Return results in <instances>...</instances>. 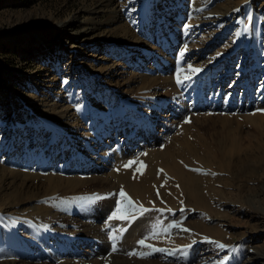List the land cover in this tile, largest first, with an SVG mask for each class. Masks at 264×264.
I'll return each mask as SVG.
<instances>
[{
    "label": "rangeland",
    "instance_id": "374dc122",
    "mask_svg": "<svg viewBox=\"0 0 264 264\" xmlns=\"http://www.w3.org/2000/svg\"><path fill=\"white\" fill-rule=\"evenodd\" d=\"M161 1L162 0H137L132 3V0H0V108H4L6 111L0 113V121L4 118V115L10 117L11 115L15 116V114L20 115L23 113L24 115H28L31 113L32 118H34L32 121L33 126H27L25 128V130H27L25 139H28V148L35 150V147H33L35 142L31 143L30 140H35L37 135V139L39 140V120L44 114H52V111L49 110L48 104L50 105L53 102H58L59 104L62 103L65 106H69L75 114V117L79 118V122L82 126H88V124L91 123L89 128L92 134L94 136L96 135L97 138L98 136H101L99 138L102 141H100V147L103 149L102 151L104 154L120 148V145L124 143V140L127 143H132L130 147L135 149L132 156L122 161H114V168L113 170L108 171V173H110L109 175L123 178V180L129 184V181L130 183L131 181L134 182L136 178L138 179L143 173H146L147 177L142 180L144 181V179H148L150 187L155 184L156 189L154 191L156 193L160 190V188H158V186H160L163 190L166 187L177 188L178 190H181V195L184 194L181 183L180 186L175 178L165 173V177L157 179L158 174H154V172L158 171L161 174V164L169 162V159L166 158V156H162L160 153L166 151V149L173 144H176V148H172L175 153L177 148H179V141H188L193 147L206 150H199V154L194 153L195 155L191 156L192 163L180 159L182 162L188 163L186 165V170L192 171L203 178L206 177V173H209L212 177L214 176L216 178L215 184L217 187L222 186L224 191H229L230 188L225 189V179H232V176L229 175L230 170L226 171L225 168L230 166L231 168L236 169L235 165L237 163L245 164L247 167L250 166L254 169V174L256 176L250 180L244 181V183L242 182L245 185L247 184L246 186H249L246 187L244 195L250 198L256 197L259 201L257 203H261L264 207V186H262L264 180L262 179V176L260 177L264 172V148L259 147L262 144L264 145V131L260 132V130L257 129V125H245L242 122L243 124L240 128L241 132H239L238 126L240 123L237 124V120L243 121V119L237 118L238 115L235 114L234 111L227 112V110H222L220 108L221 101L209 99V96L206 98L204 97V92L208 85L207 76L211 74V71L215 67H218L221 64L223 65L222 72H225L228 66L231 67L230 74H233L231 77L232 81H235L236 77H239L242 79V82L244 79L245 82L243 83L247 86L250 84L245 78L251 75L256 81L255 84H257H254L255 87L254 85L253 87L256 90L261 87L262 82H264V10L260 11L259 8L261 7L260 5L264 3V0H245L249 1L252 5L253 15H259L258 18H255L256 21L251 22V26L255 27V34L250 33L246 25L242 24L240 20H235L233 14L230 13L225 14L221 20H218L217 17L210 16L211 20L208 23H205L206 25L204 24V22H206L204 17L206 18L207 13L213 12V9L220 8L223 5L234 7L236 5V0H167V3H164L163 5L164 12L160 10ZM123 4H125L124 7ZM112 8L118 9V11L120 10V14L123 17V20L119 22L118 25H108L106 22L109 15L108 11ZM76 13L80 15L81 20L88 18L93 19L92 21H94V23L99 26L98 29H100V31L96 32L93 36L101 33L102 35H105L106 41L105 44H103L105 46L103 48L96 47L98 39L85 42V48L79 52L81 56H77L78 51L74 54L73 59L70 58L71 51L63 54L65 62L61 63L59 66L60 70H58L51 62L52 60H50V57L47 56L46 58L43 54L48 53L51 49H55V47L51 48V45L48 44L55 41L53 39L58 33L57 21L72 18ZM121 26L123 28H121ZM124 27L126 29H124ZM32 29H38V32L36 33L37 37H35L34 34L31 36L32 34H30L29 31ZM14 30L18 31L15 36L16 38L14 39L15 42H12L10 36L6 33ZM256 34H258L260 38L257 37ZM42 37L44 39H42ZM79 39L82 38L80 37ZM195 40L197 41L195 42ZM46 41L49 43L46 44ZM197 43H199V45ZM184 45L185 49L181 48ZM45 46L48 47L46 48V51H44ZM192 51H194L193 53L195 54H201L198 62H204L207 59H210L211 61L210 63L205 64L206 66H203V69L207 68V74L203 75L202 78H200V73H194V64L192 65L191 61H188L189 53ZM93 54H97L99 57L104 56L111 58V62H108L107 64H114V71L120 67L118 66L117 68V65L122 63L123 65L121 67H124L126 73L132 71L131 76H144L143 78H150L154 75L152 77L153 79H147L145 80V83H148L149 81L159 83L151 87V89L152 91L154 89L158 90L159 94L157 93V96H155L160 100V113L163 112L165 107L166 110L170 109L172 103L177 110L176 117H173V119L171 118L170 121H168H173L174 123L166 126V128L168 127L167 129L162 130L160 125L153 128L154 131L158 128L156 131L157 135H163L165 134L164 132H166L164 130H167V133L164 135L165 137L159 140L160 143H153L150 146L144 144V147H140L137 143L138 139H142L145 136H149V138L152 137V132L150 130L152 129V126L149 124L148 126H142L140 121L134 122L137 114L136 111L132 112L131 108L128 109V111H121L120 116H118V113L115 114L113 109H108L107 113L109 114H107V116L109 123L107 124L110 128L107 127L106 124V129L108 128V131L110 129V135L106 134L107 130H104V126L102 128L99 127L97 131L93 133V131L96 130L95 118L92 117L93 108L99 107V109L102 110L105 107L108 108L109 100L111 98L115 100L116 105L120 99L124 100V97L126 96L132 97L130 92H123L119 86L117 87V85H115L116 80L121 78H117L115 76L117 74L114 73L115 75H113L112 72L98 73V68H101L104 62L96 60L95 57L92 56ZM125 55H128V57H125ZM245 55H247L249 59L246 58L244 60ZM176 61L177 63H175ZM188 63H190V66ZM67 66L70 67V70L72 67H76L78 70L75 71L73 69L70 71ZM238 66L245 68V71L242 69L241 73V68L239 69ZM188 67L191 70L188 69ZM62 70L65 72L62 73ZM177 70L179 71L176 73ZM196 71L198 70L196 69ZM135 72L137 74H135ZM180 72L181 74L187 73V75H184V80L181 81V84H179L181 78ZM203 72H205V70ZM215 74L217 75V71ZM166 76L172 78L174 90H172V88L168 89L167 85L162 82ZM217 76H219V74ZM125 77L127 79L130 78V74H124V78ZM217 78L218 77L215 79ZM185 80L194 82L193 86L189 85L190 88L188 91H186L187 84L184 82ZM195 83L197 84L195 85ZM198 86L199 88H196ZM227 87L228 84L225 83L224 90L230 92L227 90ZM256 87L259 88L257 89ZM169 94H171L170 97ZM52 95H58L61 97H58V100L55 101L53 100L55 97ZM30 97L33 98V100ZM102 98L105 99V101H102ZM89 104H91V108L89 107ZM150 107L152 108V105L145 106L141 109L148 112V110L151 109ZM138 108L139 107H134L135 110ZM114 109L119 108L115 107ZM169 113H171V110H169ZM143 117H145V115ZM224 117L227 119H224ZM124 118H126V122H124L126 124L122 123ZM152 119H155V117ZM19 125L20 122L14 118V120H12V127L15 128L13 129L15 132L14 135L21 131V129L18 130ZM260 125L264 128V123H261ZM170 126H172V128ZM80 130H83L82 127ZM13 131L11 130L10 132ZM37 131L38 134L36 135L35 132ZM50 132L51 131L49 130H43L41 133L40 139L42 145L45 147L46 144L43 143V138L47 137ZM237 134L242 135V141L238 138ZM8 139L7 135L4 138L0 136V147H2V143L4 145H9ZM233 140L235 141L236 147L238 142L243 146L250 145L244 150V153H241V157H239L240 155H237V153L240 154V152H238V147L236 152L233 150L232 153L230 152ZM257 142H260L261 144L258 145ZM106 143L113 147L106 150ZM117 143L121 144L119 145ZM23 146L24 145L21 146V150H23ZM226 147H228V149L224 150ZM104 150H106V152ZM69 155V152L64 154L63 152L58 151L56 158H54V162L60 163L61 161H65ZM240 158H244L242 161L243 163L238 162ZM10 160L11 158L9 160L6 158L5 160V156L0 154V204H4V212L6 207H8L10 211L16 209L19 210L18 214L22 215H25L28 212L33 213L28 210L29 206L38 205V201L46 203V201L52 197L51 194L46 193V187L42 184L45 181L47 182L44 178V174H47L48 171H45L40 165H29L26 169L21 167L16 168ZM246 160H248L247 163ZM130 162L132 163L130 164ZM209 163H211L210 166L207 165ZM126 165L129 166L126 167ZM221 165H224V168H221ZM208 169L213 172L210 170L208 171ZM145 170L147 172H144ZM18 171L23 172L18 174ZM232 180L230 183H234ZM26 181V184H22V182L25 183ZM112 181L114 182V180ZM65 184L66 183H64V185ZM198 184L199 183H197V185ZM259 185H261L260 188ZM110 186V183L103 181L99 182L97 185L90 183L86 186H76L74 194L61 197L65 202H70L68 204H71V207L66 203H64V205H62L63 203H58L60 204V208H52L51 213L48 215L49 218L54 216L51 222L46 224L41 223L42 225L47 226L49 232L47 231L44 235H42V233H37V235L42 237V240L44 241L47 237V240L43 243H30L20 246L12 239L10 240V238V243L5 241L1 242L0 240V264H40L42 260H46L48 257L51 259L50 262L55 264L57 260L59 264L60 259V264H96L94 262L95 260H98L101 264H112V257L115 255H121V257H124L127 256V253H129L128 258L133 262L159 261V263L161 262L163 264H199L197 262L199 258L197 254L200 253V244H203V237L219 240V238L217 239L216 237H219L220 235L223 239L221 242L228 246H233V248L240 247L242 243H245L246 245L253 244L250 242V235L252 234L251 227L257 225V219L260 215L256 219L250 218V215H252L253 212L250 207L247 210L248 212L246 211L247 216L244 214L234 215L230 209L221 205L219 206V200L217 197L210 198V204L213 206L214 211H210L209 209L206 211L202 208L190 210L188 216L184 219L192 220L193 223L201 225L204 229L207 228L205 230L208 235L201 236V238L192 237L191 243H194L193 246H196L195 249L191 245L190 248L185 247L186 249L182 251V247L184 246L181 245V248H177L178 246H174V241H171L169 246L162 245L168 240L177 237L176 232L178 233L179 230L175 231V228L179 226L178 221L180 220V216L185 212L183 211V207L169 211L171 208H163L160 206L159 208L167 213L163 216L164 219H161L159 214L156 216L147 214V212H153L151 207L150 209H147V211L141 213L140 216L145 214L142 216L145 219L141 224L143 227L146 225H152L153 217L159 221H163L161 223V226H163L160 227L161 230H155L158 231L157 234H151L152 227L148 228L143 233V238H146L147 245L145 250H141V252L136 249L131 252H128L126 249L127 252H125L124 249L127 245H124L122 241L120 242L119 236L120 234L123 235L130 231L132 227L131 225H126L124 228H120L118 225L119 217L117 215L114 216V218L112 217L109 219L108 216L107 219H102V222L99 225L102 230L100 241L83 238L82 241L64 242L61 240L56 241L51 238L50 231L57 234H70L72 232H70V230H72L76 224L72 222L73 218H76L79 222H83L89 220L92 216H95L94 214L103 211L100 205L97 206V208H93L95 205L94 201H97L98 198H100L99 200L108 203L109 206L112 203L114 206L113 208H115L114 212L117 211V208H119L120 205L125 204V201L128 203V206L134 204V202H132L130 205L128 200L121 196L122 190L124 193L129 190L124 188L123 181L120 183L117 190L109 189ZM167 192L169 193V191ZM33 194L40 195V197H36L28 202H21L18 205H15L14 203L8 206L6 205L7 203L12 202V200L14 201L16 198L20 199L24 197L25 199ZM184 196L185 195H183V197ZM183 199H186V197ZM132 200L134 199H131V201ZM135 200L137 199L135 198ZM83 202L87 203L82 205ZM210 204L209 207H211ZM109 209L110 208H108V210ZM57 212H62L59 216L61 214H67V218H59ZM0 214L1 217L3 214ZM35 215L36 214L33 213L30 216ZM171 219L176 221L174 226L164 225ZM14 221L15 220L11 221V223ZM17 224L19 226V231L23 235H26L29 228L25 229L21 222H18ZM180 225L183 226L184 224ZM3 228L8 233L11 232V230H6L7 228L9 229V226L3 225ZM3 228L0 224V229ZM32 228H36L34 227V224L30 226V229ZM136 230L139 229L136 228ZM242 232H245L246 234L244 235ZM151 235L156 236L152 238ZM263 239L262 241H264ZM103 245L108 246L107 253L103 249ZM157 249H160L161 251H157ZM47 250H51L50 252L55 250L58 253V257H51L47 254ZM84 251H91L94 253L95 258L93 257V260L88 258L83 254ZM163 253L164 257H162ZM95 254H97V256H95ZM107 254L110 255L111 259H109V257L107 258ZM243 254L240 255L241 260L245 259ZM131 256H134V258ZM107 259L109 260L107 261Z\"/></svg>",
    "mask_w": 264,
    "mask_h": 264
},
{
    "label": "bare ground",
    "instance_id": "6f19581e",
    "mask_svg": "<svg viewBox=\"0 0 264 264\" xmlns=\"http://www.w3.org/2000/svg\"><path fill=\"white\" fill-rule=\"evenodd\" d=\"M136 1L137 0H132V3L136 2ZM236 1H238V0H236ZM236 1H235L236 5L234 7L223 5L220 8L213 9L214 10L213 12L207 13L206 18L204 17V19L206 20V22H204V24L208 23L211 20L210 16L217 17L218 20H221V18H223V16L225 14L230 13V14H233V18L235 20H237V21L240 20V22L242 24L246 25V27L248 28L250 33L255 34V32H254L255 27L251 26V22L256 21L255 18H258L259 15H253L252 5L249 2L250 0L249 1L244 0V1H238V2H236ZM127 3H129V2H127ZM164 3L166 4L167 0L161 1L160 10L163 12H164V9H163ZM232 3H234V2H232ZM124 5L125 4H123V7H124ZM260 6L261 7L259 8V10L260 11L264 10V3L261 4ZM115 8L109 9V11H108L109 15H108V19L106 20L108 25H115V24L118 25L119 22H121L123 20V17L120 14V10L118 11V9H115ZM129 14H130V12H129ZM135 17H137V16H135ZM92 20H93L92 18L81 20L80 15L76 13L72 18L62 19V20L57 21L58 33H57L56 37L53 39L55 41L53 43H49L47 41L45 42L46 44L49 43L48 45H51V48L55 47V49H51V51H49L48 53H44L43 55L46 56V58H47V56H49L50 60H52L51 62L57 67L58 70H60L59 66L61 65V63L65 62L63 54H66L68 51H71L70 52V58L73 59L74 54L77 53V51H78L77 56L78 57L81 56L79 52H81V50L83 48H85V45H86L85 42H88L89 40L98 39V44L96 45V47L103 48L105 46V45H103V44H105V41H106L105 35H102V33H101L99 35L97 34L96 36H93V35H95L96 32H99L100 29H98L99 26L96 23H94V21H92ZM263 20H264V12H263ZM121 28H123V27L121 26ZM124 29H126V28L124 27ZM17 31L18 30H14V31H9L6 33V34H8V36H10L12 42H15L14 39L16 38L15 36L17 35ZM29 32H30V34H32L31 36H33V34H34L35 37H37L36 33L38 32V29H32ZM256 35H257V37L260 38V36L258 34H256ZM256 35H254V36H256ZM80 37L82 39H79ZM42 39H44V38L42 37ZM196 41L197 40H195V42ZM35 43H36V41H35ZM197 44L199 45V43H197ZM178 45H180V44H178ZM186 46H187V44H186ZM46 48H48V47L45 46L44 51H46ZM181 48L185 49V45ZM184 49H182V50H184ZM186 49H188V48H186ZM39 50H40V48H39ZM109 51H110V49H109ZM193 52L194 51L189 53V58H188L189 60L188 61H191L192 65L194 64L193 65V67H195L194 73H200L201 74L200 78H202L203 75L207 74V68L203 69V66H206L205 64L210 63L211 61H210V59H207L204 62H202V61L198 62L201 54L200 53L195 54ZM185 53H186V50H185ZM263 53H264V51H263ZM39 54H40V52H39ZM92 56L95 57L96 60L104 62V64L102 66L100 65L101 68H98V73L112 72L113 75L117 74L115 76L117 78L121 77L120 78L121 80L120 79L116 80L115 85H117V87L119 86V88L123 92H126V93L130 92L131 93L130 95L132 96V97L126 96V97H124V100L120 99L118 101V103H116V105H115V100H113L112 98L110 100L108 99L110 101L109 107L108 108L105 107L103 110L99 109V107H97V108L92 107L93 108L92 117L95 118V125H96V130L93 131V133L96 132L99 127L102 128L104 126L105 127L104 130H107L106 134L110 135V129H109V131H108V128L106 129V124L109 123V119L107 116V114H109V113H107L108 109H113L115 111V114L118 113L119 114L118 116H120L121 111H123V110L128 111V109L131 108L132 112L136 111V114H137L136 115L137 117L134 119V122L140 121L142 126H146V125L148 126V124L152 126V129H150L152 132V137L149 138V136H145L142 139L141 138L138 139L137 143L140 145V147L141 146L144 147V144L150 146L153 143H157V144L160 143L159 140H161L165 137L164 135L167 133V130H164V131H166V132H164L165 134L157 135L156 131L158 128L156 129V131H154L153 128H155L157 125L158 126L160 125V128H162V130L167 129L168 127L166 128V126L174 123L173 121H171V122H168V121H170L171 118L173 119V117H176L175 115L177 114V110H176L175 105L172 103V106L170 109L166 110V107H165L163 109V112L160 113V111H159L160 100L157 99V97H156L158 90L154 89L152 91V89H151V87H153L159 83L158 82H150V81L148 83H145V80L153 79L152 77L154 75L150 78H148V77L143 78L144 76H139V77L131 76L132 71H130L129 73H126V70L124 69V67H121L123 65L122 63H119V65H117V68H118V66H120L121 68L119 67L117 70H115L116 71L115 72L114 66H113L114 64H112V65L107 64L108 62L109 63L111 62V58L104 57V56L99 57V56H97V54H93ZM125 57H128V55H125ZM246 58L249 59V57H247V55H245L244 60ZM157 63H159V62H157ZM175 63H177V61ZM258 63H260V62H258ZM188 64L190 66V63H188ZM68 66H69V64H68ZM222 66L223 65L221 64L220 66L215 67L211 71V74L207 76L208 85H207L206 91L204 92V97L206 98L207 96H209L208 97L209 99H212V100L216 99V100L221 101L220 108L222 110H227V112L228 111L229 112L234 111L235 114L238 115L237 118H242L243 121L237 120V124L240 123L238 126L239 132H241L240 128L242 127L243 123L245 125H252V124L257 125V129H259L260 132L264 131V128L261 127L263 124L260 125L261 123H264V86H262V85H264V82H262L260 88L256 87L257 89L259 88L258 90H256L254 88L255 85H257V84H255L256 81L253 79L254 77L249 75V77H246L245 80L249 81L250 85L245 86V84L243 83V82H245L244 79L242 82V79H240L239 77H236V80L232 81L231 77L233 76V74H230L231 73V67L230 66L227 67L225 72H222ZM238 67H239V69L241 68V73H242V69H243V71H245V68H242L241 66H238ZM250 67H252V66H250ZM208 68H210V67H208ZM68 69L70 70V67H68ZM73 69L75 71L78 70V69H76V67L75 68L72 67L70 71H72ZM146 69H148V68H146ZM188 69H190V68L188 67ZM196 69L198 71H196ZM204 70H205V72H203ZM178 71L179 70H177L176 73ZM216 71H217V75L219 74V76H217L215 74ZM64 72L65 71L62 70V73H64ZM181 72H182V70H181ZM181 72H180L181 78H180L179 84H181V81L184 80V75L185 74L187 75V73L181 74ZM160 73H162V72H160ZM124 74H128V75L130 74V78L127 79L125 77L126 78L125 79ZM135 74H137V73L135 72ZM216 77H218V78L215 79ZM162 82H164L167 85L168 89L172 88V90H174L173 81H172L171 77L166 76ZM184 82L187 84V86L184 84L186 86V89H187V90L185 89L186 91L189 90L190 86L194 85V82H191L189 80H185ZM184 82H182V83H184ZM200 83H201V80H200ZM225 83L228 84L227 90L230 92H227L226 90H224V84ZM30 84H32V83H30ZM196 84L197 83H195V85ZM246 84H247V82H246ZM253 85H254V87H253ZM196 88H199V86ZM135 90H137V91H135ZM198 91H199V89H198ZM168 93H170V92H168ZM170 95L171 94H169V97H170ZM52 96L55 97V98H53V100H55V101L58 100V97H61L58 95L57 96L52 95ZM31 99L33 100V98H31ZM209 99H207V100H209ZM102 101H105V99H103ZM181 104H182V102H181ZM149 105L150 106L152 105V108L150 107L151 108L150 110L147 109L149 113L145 112V110L141 109V108H144L145 106L147 107ZM48 106H49V110L52 111V114H44L39 120L40 125H39L38 131L40 132V134H39V140L40 141L37 139L38 131L35 132L37 135L35 140H30L31 143L35 142V144L33 146V147H35V150H33L32 148H30V149L28 148V145H27L28 139H25L26 133H27V130H25V128L27 126H29V127L33 126L32 121L34 120V118H32L31 113H29L28 115H24L23 113L20 115L15 114V116L17 115L16 117L12 116V115L10 117H7L4 115L3 116L4 118L0 121V134H2L0 136L2 138H4L7 135L9 138L8 139L9 145H7V144L4 145L3 143L1 144L2 147H0V154L5 156V160H6V158L8 160L11 158L10 162L13 163L16 168L21 167V168L26 169L29 165H34V166L40 165L41 168H43L45 171H48L47 174H44V178L47 180V182L45 181L42 184L46 187V193L51 194V196H52L51 198H49L46 201V203H42L41 201H38V205H32V206L28 207L29 211H32L33 213L36 214L35 216H30L31 214H33L31 212H28L25 215L18 214L19 210L16 209L14 211H10L8 209V207H6V206H5L6 209L4 212V204L3 205L0 204V213L3 214L2 215L3 217L2 216L0 217L1 227L3 228V225H6V226H9V229L7 228L6 230H11V232L8 233L7 231H5V229H4L5 227L3 229H0V240H1V242L5 241V242L10 243V240L12 239L13 241H15V243H18L19 246L20 245H27L30 243L31 244L43 243L47 240V237H46V240L44 241V240H42V237L37 235V233L38 234L42 233V235H44L45 233H47V231L49 232L47 226H44L42 224L43 223L44 224L50 223L51 220L53 219L54 216L53 217L51 216V218L48 217V215L51 213V209L54 207L60 208V204H58V203H63L62 205H64V203H66L69 207H71V204H68L70 202H65V200L61 199V197H65V196L74 194L76 186H78V185H85L86 186L90 183L97 185L99 182L103 181V182L110 183L111 186L109 187V189H116L117 190L118 186L123 181L124 188L129 189L126 191L127 197H129L130 199H134V200H132V202H134L133 205L128 206V203H126V201H125V204L120 205L119 212L116 211L117 216L119 217V220H118L119 221V224H118L119 227L124 228L126 225H131V227H132L130 231H128L127 233H125L123 235L120 234V236H119L120 242L122 241L124 243V245H127L126 248L124 249L125 252H127L126 249L128 250V252H131L134 249H136L138 251L140 250V252H141V250H145V247L147 245V241H146V238H143V233L150 227H152V230H151L152 233L151 234H157L158 231H155L156 229H159V231L161 230L160 227L163 226V225L161 226V223L163 221H159L158 219H155L153 217V220H152L153 224L152 225H146L143 227L141 224L145 221V219L142 216H144L145 214L140 216L141 213L143 212L142 209H150V207H151L153 212H147V214H150L151 216H154V215L156 216L157 214H159L160 218L164 219L163 216L166 215L167 213L164 212L163 209L159 208L160 206L163 208H171L169 211H172V209H175V208L183 207L184 208L183 211H185L180 216V220L178 221L179 226H177V228H175V231L179 230L178 233L176 232L177 237L173 238V239L171 238L172 240H168L167 242L164 241L165 243H163L162 245L169 246V243L171 241H174V246H178L177 248H179V247L181 248V245L184 246V247H182V251H184L186 249L185 247L190 248L191 245L193 246V244H194V243H191L192 237L201 238V236L208 235L207 231L205 230L207 228L204 229L201 225L193 223L192 220H189V219L184 220V219L186 218V216H188V214H189L188 212H190V210L202 208L206 211H208V209L210 211H214L213 206L210 204V198L211 197H214V198L217 197L219 200V206L221 205V206H224V207L230 209V211L232 213H234V215L244 214L245 216H247V212H248L247 210L249 207L251 208V211H253L252 215H250V218L256 219L260 215V217H258V219H257L258 220V222L256 223L257 225H253L251 227V233L252 234L250 235V242H252L253 244L246 245L245 243H242V245L240 247L233 248V246H228L225 243H222L221 240L223 241V239L221 238L220 235H219V237H216L217 239L219 238V240H216L215 238L212 239V238H208V237H203L204 238L203 241L201 240L203 244H200V250H199L200 253L197 254L199 257L197 262L199 264H264V241H262V239L264 238V207L262 206L261 203H257L259 201L256 199V197L250 198V197H246L244 195V191H245L246 187H249V186H246L247 184L246 185L243 184L244 181L250 180V179L254 178V176H256L254 174L255 171L253 168H251L250 166L247 167L245 164L243 165V164H238V163L235 165L236 169H233L230 166L226 167L225 170L226 171L230 170L229 175L232 176V179H234V180H232V179L227 180L228 178L225 179L226 180L225 189L226 188H230V189H229V191H227V190L224 191L222 186L221 187L216 186V184H215L216 178L214 176H213L214 177L213 178L211 174L206 173L205 178H207L208 180L203 178L202 176H198L194 172L186 170V165L188 163H184L180 160V159H182L184 161L187 160L188 162L192 163L191 156L195 155L194 153L199 154V150L205 151L206 149L195 148L188 141H179L180 145H179V148H177L175 153H174L172 148H176V144H173L172 146L168 147L166 149V151H163L162 153L159 152L162 156H166V158L169 159V162H164L161 164V170H162L161 174L158 171L154 172V174H158L157 179L165 177L166 176L165 173H167L171 177L175 178L177 183H179V185L181 183L183 190H184L183 191L184 194L183 193L182 194L185 195L184 197H186V199H183L184 198L183 195L180 194L181 190H178L177 188L166 187L163 190L160 186H158V188H160V190H158V192L156 193L154 191L156 189L155 184L151 185V187H150V185L148 184V181H149L148 179H144V181L142 180L143 178L147 177L146 173L145 174L143 173V175H141V177H138V179L136 178L137 180L135 179L134 182L131 181V183H130V181H129V184L126 183V181L123 180V178H120V177L118 178V176H115L116 177L115 178V177H113L114 175H109L110 173H108L109 170H113V168H114L113 162L114 161H122V160L128 159L129 157L132 156V154L135 150L134 148L130 147V145H132V143H127L124 140V143L122 145H120L121 143L120 144L117 143L120 145V148H118L117 150H111V151H109V153L104 154V152L102 151L103 149H101V147H100V141L101 140L99 138L101 136L100 137L98 136V138H97L96 135L94 136L92 134V132L90 131V128H89V125L91 123H89L88 126H85V125L82 126L81 123L79 122L80 121L79 118L78 117L76 118L75 114L72 112V109L69 106L63 105L62 103L59 104L58 102H56V103L53 102L50 105L48 104ZM114 106L119 108V109H114L115 108ZM89 107L91 108V104H89ZM134 107H139V108L135 110ZM169 110H171V113H169ZM178 111H180V110H178ZM4 112H6L4 110V108L3 109L0 108V113H4ZM150 113H152V114H150ZM143 114L145 115V117H143L144 116ZM153 117H155V119H152ZM14 118H16V120H18L20 122V125L18 126V130L21 129V131L18 132L16 135H14L15 132L13 131V129H15V128L12 127V120H14ZM125 119L126 118H124L122 123L126 122ZM224 119H227V118L224 117ZM118 120H119V117H118ZM124 124H126V123H124ZM81 127L83 130H80ZM107 127H109L108 124H107ZM170 127L172 128V126H170ZM11 130L13 132H10ZM43 130L51 131L47 137L43 138V143L46 144V147L44 145H42V142L40 139V136H41V133L43 132ZM148 130H149V128H148ZM35 133H33V134H35ZM237 136L242 141V138H243L242 135L237 134ZM257 144L260 145L261 143L257 142ZM22 145H24L23 150H21ZM113 145H115V144H113ZM262 145H260L259 147L264 148V145L263 146ZM249 146H243L242 144H240V142H238L237 147L239 148L238 152H240V154L237 153V155H240L239 157H241V153H244L245 152L244 150H246ZM112 147L113 146H111V145H107V143L105 144L106 150H108ZM237 147H236L235 141L233 140L232 146L230 148V152L232 153V150L234 152H236ZM227 149H228V147H226L224 150H227ZM106 150H104V151L106 152ZM58 151L63 152L64 154L69 152L70 155L68 158L65 159V161H61L60 163L54 162V158H56ZM243 159L244 158H240V160H238V162L241 163L243 161ZM247 162H248V160H246V163ZM207 165L210 166L211 163H209ZM250 165H251V163H250ZM221 166H222L221 168H224V165H221ZM209 170L210 169H208V171ZM214 171H215V168H214ZM18 172H19L18 174H20V172H23V171H18ZM144 172H147V171L145 170ZM211 172H213V171H211ZM162 174H163V176H162ZM261 176H262V179L264 180V172L260 175V177ZM112 180H114V182ZM231 180L234 181V183H230ZM26 183H27V181L25 183L22 182V184H26ZM64 183H66V184L64 185ZM197 183H199V184L197 185ZM260 186L261 185H259V188H260ZM262 186H264V182H262ZM167 191H169V193ZM58 194H60V195H58ZM133 196L137 200H135V198ZM36 197L38 198V197H40V195L33 194L32 196H29L25 199H24V197L20 198V199L16 198L14 201L12 200V202L7 203L6 205L8 206V205H11L12 203H14L15 205L16 204L18 205L21 202H24V201L28 202L32 199H35ZM99 199L100 198H98L97 201H94L95 205L93 208H97V206L100 205L102 207L103 211H101L100 213L94 214L95 216H92L91 218H89V220H86L83 222H79L78 220H76V218L72 217L73 218L72 222L76 223L75 225L72 224V225H74L73 229L70 230V232L71 231L72 232L71 233L69 232L70 234H57V233H53L50 231L51 238H53V240H56V241L61 240L64 242L78 241V240L82 241L83 238H85V239L89 238V239H92L95 241H97V240L100 241L101 240L100 234H101L102 230H101V227L99 225L102 222L103 218L107 219L108 216H109L108 217L109 219L112 217L114 218L113 213H114L115 208H113L114 206L112 203L109 206L108 203H106L103 200H99ZM86 203L87 202H83L82 205H84ZM209 204L211 205V207H209ZM235 205H236V207H235ZM108 208H110V209L108 210ZM20 210H22V209H20ZM244 210H245V212H244ZM22 211H24V210H22ZM259 212H261V213H259ZM60 213H62V212H60ZM60 213H58L59 218L64 219L67 216V214H64V215L61 214L59 216ZM120 217H122V218H120ZM151 219H152V217H151ZM13 220H15V221L11 223V221H13ZM54 220H55V218H54ZM18 222H21L22 226H24L25 229L29 228L28 233L26 235H23L19 231V226L17 224ZM175 223H176V221L171 219L164 225H166V226L173 225L174 226ZM32 224H34V227H36V228L30 229V226ZM180 224H182V225L184 224V225L181 226ZM136 226H138V227H136ZM154 227H156V228H154ZM136 228H138L139 230H136ZM36 229L39 232H37ZM242 234L245 235L246 233L242 232ZM155 236L151 235L152 238H154ZM9 238H10V240H9ZM140 240H144L145 243L143 245L139 244L138 241H140ZM156 240H157V238H156ZM49 244H50V242H49ZM221 246H223V247H221ZM103 247H104L103 249L107 253V247L108 246L103 245ZM195 247H194V249H195ZM50 251L47 250L48 255H50L51 257H58V253L55 250L52 252H50ZM60 251H61V249H60ZM37 252H35V253H37ZM101 253H102V251H101ZM39 254H40V252H39ZM83 254L90 259H92L94 257V253H92L91 251H87V252L84 251ZM241 254L244 255L245 259L241 260V258H240ZM95 256H97V254H95ZM128 256H129V253H127V256H124V257L123 256L121 257V255H119V256L115 255L114 257H112V264H139V263H141V264H158L159 263V261H135V262H133L128 258ZM108 257H109V259H111L110 255L107 254V258ZM131 257L134 258V256H131ZM162 257H164V253L162 254ZM102 258H103V256H102ZM59 259H60V257H59ZM109 259H107V261ZM50 260L51 259L48 257L46 260H42L40 264H55V263L50 262ZM52 260H55V259H52ZM38 261H39V259H38ZM59 262L61 263V259ZM94 262L96 264H101L98 260H95ZM154 262H158V263H154ZM110 263H111V260H110ZM6 264H16V263H6ZM22 264H24V263H22ZM31 264H35V263H31ZM56 264H58V260H57ZM159 264H163V263L160 262Z\"/></svg>",
    "mask_w": 264,
    "mask_h": 264
},
{
    "label": "snow or ice",
    "instance_id": "6c2138e0",
    "mask_svg": "<svg viewBox=\"0 0 264 264\" xmlns=\"http://www.w3.org/2000/svg\"><path fill=\"white\" fill-rule=\"evenodd\" d=\"M132 162H130V164H131ZM127 166H129V165H126V167ZM138 171H139V169H138ZM162 171V170H161ZM142 174V173H141ZM121 196H123V197H125L126 199H128V202H129V204L131 205L132 204V201H131V199L129 198V197H127V194L126 193H124L123 192V190L121 191ZM142 211H147V209H142ZM117 212H119V208H117ZM117 215V213L116 212H114L113 213V216H116ZM120 218H122V217H120ZM138 243L139 244H141V245H143L144 243H145V241L144 240H140V241H138ZM221 247H223V246H221ZM157 251H161L160 249H157ZM132 254H135V253H132Z\"/></svg>",
    "mask_w": 264,
    "mask_h": 264
}]
</instances>
